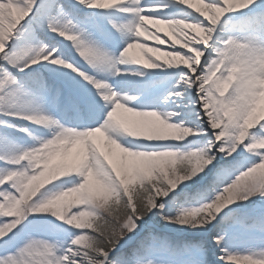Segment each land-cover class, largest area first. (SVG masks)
<instances>
[{"label":"snow or ice","instance_id":"obj_1","mask_svg":"<svg viewBox=\"0 0 264 264\" xmlns=\"http://www.w3.org/2000/svg\"><path fill=\"white\" fill-rule=\"evenodd\" d=\"M0 264H264V0H0Z\"/></svg>","mask_w":264,"mask_h":264}]
</instances>
